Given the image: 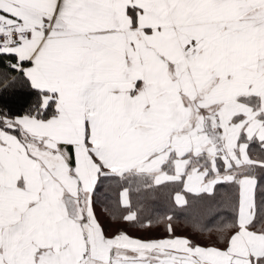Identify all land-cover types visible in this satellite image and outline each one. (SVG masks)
I'll use <instances>...</instances> for the list:
<instances>
[{"label": "snow or ice", "instance_id": "6c2138e0", "mask_svg": "<svg viewBox=\"0 0 264 264\" xmlns=\"http://www.w3.org/2000/svg\"><path fill=\"white\" fill-rule=\"evenodd\" d=\"M0 264H264V0H0Z\"/></svg>", "mask_w": 264, "mask_h": 264}, {"label": "trees", "instance_id": "16d2710c", "mask_svg": "<svg viewBox=\"0 0 264 264\" xmlns=\"http://www.w3.org/2000/svg\"><path fill=\"white\" fill-rule=\"evenodd\" d=\"M155 196V199H152L150 200L148 203L155 207L157 210H159L160 212H163L164 210V207H165V203H166V197L164 194H161V193H155L153 194ZM102 200L103 202L108 206L109 210H112V211H122L121 208L118 207L117 205V200H118V193L114 190H107L106 192H104V194L102 195ZM133 204L135 205L136 204V197L135 195L133 196ZM105 216V219L106 221H108L109 217L107 216V214L105 213L104 214ZM118 226L120 227H123V228H128V229H136V230H140L138 228H129L127 227L126 224L124 223H118L117 224ZM162 232V229L160 228H157V229H154L153 230V233H148L149 235H159L161 234ZM147 235V233H146ZM202 242H205V241H202Z\"/></svg>", "mask_w": 264, "mask_h": 264}, {"label": "crops", "instance_id": "0c3cea01", "mask_svg": "<svg viewBox=\"0 0 264 264\" xmlns=\"http://www.w3.org/2000/svg\"><path fill=\"white\" fill-rule=\"evenodd\" d=\"M97 210L100 211L99 208H98ZM102 219H103L105 222H107L106 219H105V216H104V215H102ZM116 226H117V227H120V226H118V225H116ZM121 228H123V227H121ZM126 230L129 232V234L134 235V236H137V235H146V232H144V231H142V230L128 229V228H126ZM147 235H149V234H147ZM151 235H152V234H151ZM153 235H154V234H153Z\"/></svg>", "mask_w": 264, "mask_h": 264}, {"label": "rangeland", "instance_id": "374dc122", "mask_svg": "<svg viewBox=\"0 0 264 264\" xmlns=\"http://www.w3.org/2000/svg\"><path fill=\"white\" fill-rule=\"evenodd\" d=\"M153 233V232H152ZM148 234V233H147ZM150 234V233H149Z\"/></svg>", "mask_w": 264, "mask_h": 264}]
</instances>
